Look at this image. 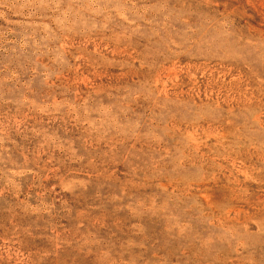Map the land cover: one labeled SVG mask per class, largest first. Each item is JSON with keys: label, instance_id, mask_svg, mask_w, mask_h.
<instances>
[{"label": "rangeland", "instance_id": "rangeland-1", "mask_svg": "<svg viewBox=\"0 0 264 264\" xmlns=\"http://www.w3.org/2000/svg\"><path fill=\"white\" fill-rule=\"evenodd\" d=\"M0 264H264V0H0Z\"/></svg>", "mask_w": 264, "mask_h": 264}]
</instances>
